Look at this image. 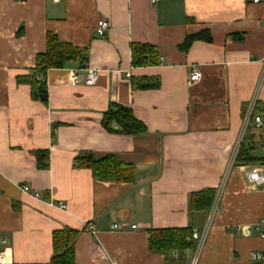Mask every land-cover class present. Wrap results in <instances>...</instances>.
I'll return each instance as SVG.
<instances>
[{
    "label": "crops",
    "instance_id": "crops-1",
    "mask_svg": "<svg viewBox=\"0 0 264 264\" xmlns=\"http://www.w3.org/2000/svg\"><path fill=\"white\" fill-rule=\"evenodd\" d=\"M99 19L110 23L104 37ZM203 30L212 40L181 48ZM49 32L86 50L101 69L96 84L74 83L78 60L48 69L46 101L18 81ZM134 44L155 46L158 61L135 65ZM263 69L264 0H0V239H9L0 254L9 264H50L54 231L73 228L75 264H166L149 248L150 230L202 227L209 213L192 211L189 198L212 188L221 200L197 264H255L249 254L264 238L243 227L264 218V187L240 170L248 162L230 165ZM115 104L147 131L105 129ZM249 131L247 145L257 142ZM107 154L134 165L133 182L96 180L77 163Z\"/></svg>",
    "mask_w": 264,
    "mask_h": 264
},
{
    "label": "trees",
    "instance_id": "trees-1",
    "mask_svg": "<svg viewBox=\"0 0 264 264\" xmlns=\"http://www.w3.org/2000/svg\"><path fill=\"white\" fill-rule=\"evenodd\" d=\"M194 40H212L208 30H203L193 36H188L181 48L188 49ZM133 63L135 65L156 63L158 52L151 44H134ZM79 61L81 66L87 62L86 50L63 42L59 37L49 32L46 38V49L37 55V62L32 73L27 76H19L18 81L30 82L32 95L38 96L43 101L47 100L46 75L48 69L63 67L70 61ZM44 77V80L40 79ZM104 128L112 130V124L118 125L123 131L132 134H143L147 131L146 124L139 120L131 108L123 105H113L109 111L108 119H105ZM254 146L242 142L237 155V162H254L256 158L250 155ZM47 153V152H46ZM44 160L47 159V154ZM43 160V161H44ZM79 166L91 169L96 180L104 182H133L135 179L134 165L123 161L115 154H107L101 158L93 155L81 156L77 159ZM216 196V190L212 188L193 192L189 198V206L192 211L209 213ZM192 227L185 228H157L150 230L149 248L154 253L166 255V264H185V252L195 248L196 243L192 239ZM80 232L73 228H63L53 233L54 254L50 264H75V245ZM177 252V258L171 253Z\"/></svg>",
    "mask_w": 264,
    "mask_h": 264
},
{
    "label": "built area",
    "instance_id": "built-area-1",
    "mask_svg": "<svg viewBox=\"0 0 264 264\" xmlns=\"http://www.w3.org/2000/svg\"><path fill=\"white\" fill-rule=\"evenodd\" d=\"M152 2H156L157 0H151ZM254 2H262L263 0H253ZM110 28V23L106 19H99L96 25V31L97 34L101 37H104ZM79 70V73L74 74V83H81L83 82L86 85H94L96 84L101 75V69L95 68L88 64V62L84 63V66H81ZM201 78V73L197 70L194 71L191 76L189 77V82L197 81ZM40 79L44 80V77H40ZM264 84V69L262 71V77L260 79V82L257 85V94L255 97H253L245 106L244 113H243V123H242V129H241V135L239 137V140L237 144L234 147V154L231 159V166H234L237 164V155L239 153V148L242 142H244L245 135L247 131L250 130V128H253L255 132L258 133L260 137L259 141V147L261 149L260 156L256 157L251 154L250 155L256 158V161L254 162H248V163H242L240 166H250L249 172H248V180L250 183L255 184L258 187H264V99H260L258 96V91L261 88V86ZM257 142L251 143L250 146H256ZM23 189L25 191H30V187L28 185L23 186ZM221 193L222 190L216 194L215 199L213 201L212 207L209 211V217L205 224L202 227L196 226L193 228L192 232V239L196 240V246H195V254L193 257V260L191 264H197L200 252L202 247L204 246L207 237L209 235L212 221L214 217L216 216L220 200H221ZM36 196L39 194L36 193ZM58 206L61 208H66L67 204L65 202H58ZM120 226L118 223L112 224V229L117 230ZM132 228H136V225H133ZM85 229L96 233V228L94 224L87 223L85 224ZM243 229L245 232L250 231H256L259 233L261 238H264V218H260L256 224L244 226ZM9 243V239L6 237H3L0 239L1 245H7ZM250 259L255 264H264V249L262 250H251ZM0 264H9L8 259L4 254H0Z\"/></svg>",
    "mask_w": 264,
    "mask_h": 264
},
{
    "label": "rangeland",
    "instance_id": "rangeland-1",
    "mask_svg": "<svg viewBox=\"0 0 264 264\" xmlns=\"http://www.w3.org/2000/svg\"><path fill=\"white\" fill-rule=\"evenodd\" d=\"M250 140V131H247L246 135H245V141H248ZM255 140L257 141V145L252 147L250 152L251 154H254V155H257V156H260V153H261V149L259 147V141H260V137L258 134H256V137H255ZM238 163V162H237ZM231 166V165H230ZM232 167V166H231ZM240 170L243 171V172H247L248 169H250V166L247 165V166H239ZM218 194V193H217Z\"/></svg>",
    "mask_w": 264,
    "mask_h": 264
}]
</instances>
